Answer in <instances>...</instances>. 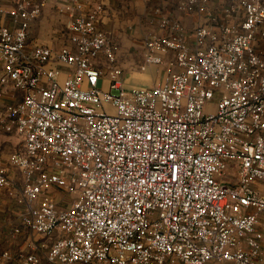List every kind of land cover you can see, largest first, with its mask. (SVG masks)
Wrapping results in <instances>:
<instances>
[{
	"label": "built area",
	"instance_id": "1",
	"mask_svg": "<svg viewBox=\"0 0 264 264\" xmlns=\"http://www.w3.org/2000/svg\"><path fill=\"white\" fill-rule=\"evenodd\" d=\"M58 1L54 48L27 42L43 0H0V128L22 144L0 264H264V0H172L207 19L191 31L153 6L162 77L130 87L98 13Z\"/></svg>",
	"mask_w": 264,
	"mask_h": 264
},
{
	"label": "crops",
	"instance_id": "2",
	"mask_svg": "<svg viewBox=\"0 0 264 264\" xmlns=\"http://www.w3.org/2000/svg\"><path fill=\"white\" fill-rule=\"evenodd\" d=\"M38 1V0H33ZM44 7H42L39 13L38 20L41 23L48 21H55L56 27H47L46 33L50 34L48 37H37L34 30L32 29V24L30 25L29 34L27 37V42H45L46 44H56L57 39L61 37L59 31L61 30L60 21L65 24L68 23L69 19L66 14L58 10L60 2L58 0H43ZM229 0H210V7L213 8L215 5L227 2ZM5 5H11L12 0H5ZM156 5L163 7L164 12L173 17L177 18L186 30H193L198 24H203L207 22L205 17H197L196 15H185L179 13L172 0H86V7L89 10H95L98 13V26L108 31L112 34L120 43V55H117L116 62H126L128 64H134L140 70L136 74H131L130 81L133 85H138L140 80H153L156 81L160 78L162 72L157 71L155 67H161L157 65L145 66L144 70H141V66L144 62L143 53L144 46L142 42V36L149 31L156 30L157 27L154 23L148 20L149 10ZM36 17V18H37ZM60 19V20H59ZM59 20V21H58ZM1 21V20H0ZM33 22V21H32ZM45 27V26H43ZM68 34V32H67ZM69 44V39L65 43ZM63 44V45H65ZM52 46L54 48L61 47ZM50 46V45H49ZM162 68V67H161ZM148 72L147 74H140ZM155 83V82H154ZM152 83V85L154 84ZM9 88V87H8ZM16 91H10L4 96L3 102L16 101L19 98L14 97ZM21 94V92L19 91ZM21 138L16 133L6 132L0 128V164L5 165L9 169V176L13 178L18 184L21 183L20 174L17 170H14L7 163L8 155L21 148ZM20 188V187H18ZM19 195L17 190L11 191L7 188L0 187V243L5 244L8 235V230L16 224L17 214L20 208V203L18 201ZM18 248L27 250L24 244L23 237L19 239L17 245L13 246L14 251Z\"/></svg>",
	"mask_w": 264,
	"mask_h": 264
},
{
	"label": "rangeland",
	"instance_id": "3",
	"mask_svg": "<svg viewBox=\"0 0 264 264\" xmlns=\"http://www.w3.org/2000/svg\"><path fill=\"white\" fill-rule=\"evenodd\" d=\"M44 7V6H43ZM176 9V8H175ZM178 11V10H177ZM39 17V16H38ZM38 17L37 18H35L34 20H33V22H31V23H33L32 24V29L34 30V32H35V35L37 36V37H40V38H43V37H48L50 34H48V33H46V29H47V27H50V26H55L56 25V22L55 21H53V22H51V21H46V22H43V23H41L40 22V20H38ZM60 20V19H59ZM58 20V21H59ZM61 23L60 24H58V26H61V30L59 31V35H61V37L59 38V39H57V45L56 44H46L45 42H42V41H39V42H35V41H31V43L30 42H28V44L29 45H33V44H46V45H54V46H59V45H63V44H65L66 43V41H67V38H68V34H67V32H68V28H67V23L65 24L63 21H60ZM69 24V23H68ZM31 25V24H30ZM43 26H45V27H43ZM56 27V26H55ZM51 28V27H50ZM142 39H143V36L141 37ZM112 41L114 42V44L116 45V56L117 55H120V43L115 39V38H113L112 37ZM66 45V44H65ZM116 60H117V58H116ZM116 65L118 66V67H120L121 68V70H122V79H123V84L126 86V87H130V86H132L133 84H132V81H130V78H132L130 75L131 74H136V72H140V70H139V68L137 67V66H135L134 64H128V63H126V62H116ZM145 66H152V65H149V64H146L145 62H143V64H142V66H141V70H144L145 69ZM153 67H155L156 68V70L157 71H160V72H162V68L161 67H156V66H153ZM108 70V69H107ZM148 72H144V73H140V74H147ZM161 77H162V75H161ZM161 77L160 78H157V80L156 81H153V80H140V81H138V85H136V86H151L152 85V83H154V84H157L159 81H160V79H161ZM14 97L15 98H21V94L19 93V91H16L15 93H14ZM261 189H263L264 190V187H261Z\"/></svg>",
	"mask_w": 264,
	"mask_h": 264
}]
</instances>
